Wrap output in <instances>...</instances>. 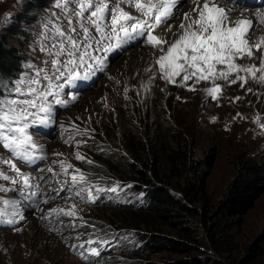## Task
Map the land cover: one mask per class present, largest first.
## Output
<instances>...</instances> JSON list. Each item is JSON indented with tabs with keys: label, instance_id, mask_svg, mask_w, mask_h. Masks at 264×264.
<instances>
[{
	"label": "rangeland",
	"instance_id": "374dc122",
	"mask_svg": "<svg viewBox=\"0 0 264 264\" xmlns=\"http://www.w3.org/2000/svg\"><path fill=\"white\" fill-rule=\"evenodd\" d=\"M251 1L253 3L238 0L240 4L251 6L243 7L250 14L247 11L241 13L239 8L242 7L236 6L234 0H221L220 6L232 8L228 13L232 20L241 18V14L255 19V12L264 9V0ZM193 8L192 1L181 0L174 18L169 21L173 31H179L184 13L196 15ZM126 10L136 15L134 9ZM50 11H55L52 0H0V41L21 56L20 68L22 62L30 59L29 44L34 39L38 22ZM254 28L250 43L264 35V27L259 23H255ZM13 30H19V33ZM163 36L171 39L172 33L168 31ZM253 51L254 59L245 57L237 63L259 65L261 53ZM159 54L157 49L142 42H133L113 52L107 60L106 70L96 74L91 86L65 89L64 98H68L66 94L71 91L78 94V99L66 108L54 105L55 118L50 126L31 130L34 139L45 146L46 158L30 166H18L33 177H47V182L41 183L42 193L55 195L52 190L60 187L57 181L65 179L62 175L53 177L46 171L51 166L59 172V165L53 161L60 160H66L85 173L95 186L94 193L96 187L107 189L117 183L120 187L114 193H100L94 202H88L87 192L81 198L74 194L69 196L67 191L48 204L42 202L45 197L40 195L38 207L21 201L24 220L15 225L21 231L0 225V264H167L178 261L264 264V192L250 210L228 217L229 224L224 229L216 223L214 216L225 190L235 178L236 163L252 160L264 164V129L256 123L258 118L264 123V85L249 79L241 88L240 82L228 85L217 81L223 91L213 100L203 91L212 86L211 82L202 81L195 85V91H189L187 87L161 80L158 65H155L156 78L151 82L150 90L145 92L141 87L148 79L144 69ZM187 83L191 85L193 81ZM126 87L128 98H125ZM248 88L252 91L248 92ZM234 97L241 99L233 102ZM238 113L241 116H237ZM61 125L67 129L63 138ZM74 126L81 131L87 130L88 134L75 135ZM179 130L195 140L190 155L194 173L189 174L194 178L190 179L196 181V178L204 177L206 183L205 197L191 204L193 211L187 214L182 227L165 218L139 213L136 205L143 198V191L139 189L141 182L135 177L137 174L133 177L128 171L132 166L148 170L137 155H143V149L151 146L163 149L167 144L166 137H174ZM69 135L73 138L70 143H65ZM79 141L83 143L77 146ZM76 152L83 154L85 160H77ZM0 154L8 158L2 148ZM89 160L92 163H88ZM158 170L160 182L182 196L184 180L170 174L162 164ZM7 196L19 199L15 193L10 192ZM72 204L77 209L75 220L66 216L51 218V221L40 219L44 213L39 209L45 212L54 207L68 209ZM31 220H35V226ZM60 221H63L62 225ZM70 223L77 227L64 226ZM56 228L59 230H53ZM149 233L185 241L192 248L190 251L173 248L147 251L143 248V237ZM78 235L79 239L76 238ZM89 238L110 243L100 256L90 257L89 262H85L79 255L83 249L74 250L71 245Z\"/></svg>",
	"mask_w": 264,
	"mask_h": 264
},
{
	"label": "snow or ice",
	"instance_id": "6c2138e0",
	"mask_svg": "<svg viewBox=\"0 0 264 264\" xmlns=\"http://www.w3.org/2000/svg\"><path fill=\"white\" fill-rule=\"evenodd\" d=\"M181 0H52V8L42 17L34 31V39L29 44L30 59L22 62L20 70L15 73L0 72V148L8 153V158L0 154V225H7L13 231H21L15 225L24 220L20 210L21 201H28L38 207L37 198L43 195L44 204L55 200L61 192L69 196L83 198L87 192L88 202H94L102 192H116L114 187L93 188L85 173L66 160L53 161L60 171L47 168L53 177L64 176L57 181L55 195L42 193L41 183L47 182L46 176L33 177L22 171L18 165L30 166L37 160L46 158L45 146L33 137L32 129L48 127L54 122V105L67 107L78 99V94L65 89L89 87L98 72L107 68V60L113 52L120 51L133 42H142L159 51L149 67L144 71L148 79L141 85L143 91L150 90L151 82L156 78L154 66L158 65L160 79L169 84L187 87L195 91L196 84L211 82L212 86L203 89L207 96L215 100L222 93L223 86L240 82L244 88L249 79L264 85V35L255 43L249 37L255 30L254 24L264 27V9L255 12V19L244 16L232 20L228 9L221 7V0H192L196 5L193 13H184L179 31H173L169 23L175 16V10ZM236 6L251 7L234 0ZM126 9H134L136 15ZM166 28L172 38L154 34L157 29ZM260 52V63L242 65L237 63L245 57L255 58L254 51ZM177 77H180L177 80ZM193 81L189 85L188 81ZM125 98L128 88H125ZM163 91V89H161ZM248 92L252 89L248 88ZM179 99V97H177ZM232 98V101L240 100ZM241 116V114H237ZM215 121V117L212 118ZM262 129L264 123L256 121ZM62 128L63 132L67 131ZM75 135H87L73 127ZM72 136L64 140L70 143ZM83 141L77 142L79 146ZM62 155V153H56ZM77 160H85L83 154L76 152ZM92 163V161H87ZM69 169H72L70 172ZM43 171V170H42ZM10 185V186H9ZM130 187V185L128 186ZM15 193L19 199L7 196ZM44 213L40 219H58L61 216L77 218L76 205L68 209L54 207ZM82 219V218H81ZM63 224V221H60ZM76 228L75 223L64 225ZM59 230V228L53 229ZM77 239L80 238L78 235ZM68 239V238H65ZM110 242L104 239L87 241L71 247L83 249L79 255L85 262L90 257H98ZM85 244L88 247H85ZM92 245H98L94 247Z\"/></svg>",
	"mask_w": 264,
	"mask_h": 264
},
{
	"label": "trees",
	"instance_id": "16d2710c",
	"mask_svg": "<svg viewBox=\"0 0 264 264\" xmlns=\"http://www.w3.org/2000/svg\"><path fill=\"white\" fill-rule=\"evenodd\" d=\"M19 33V30H13ZM21 56L16 50L8 47L5 42L0 41V72L15 73L20 70ZM176 133V132H175ZM167 138V144L163 149L147 147L143 149V155H137L138 160L147 165V169H138L132 166L128 169L130 174L137 177L142 189V201L136 205L139 213L168 219L182 227L185 217L193 211L191 206L194 202H200L206 195L205 178L191 180L189 174L193 172V162H190V155L195 140L183 130L177 131ZM166 143V142H165ZM161 150V151H160ZM162 164L170 174L182 178L186 185L181 189L182 196L171 191L166 185L160 182L159 165ZM194 173V172H193ZM264 164L248 160L236 163V175L230 182L218 210L214 214L217 217L216 223L221 224V229L228 226V217L235 214L245 213L250 210L255 201L264 192ZM133 203V202H131ZM185 229V227H183ZM189 234V233H187ZM145 239L143 248L147 251H161L165 248H173L178 251H190L191 245L187 242L172 239L166 235L149 233ZM167 264H195L193 262L178 261Z\"/></svg>",
	"mask_w": 264,
	"mask_h": 264
},
{
	"label": "bare ground",
	"instance_id": "6f19581e",
	"mask_svg": "<svg viewBox=\"0 0 264 264\" xmlns=\"http://www.w3.org/2000/svg\"><path fill=\"white\" fill-rule=\"evenodd\" d=\"M190 1H192V0H190ZM202 3V2H201ZM232 4V3H231ZM221 5V4H220ZM194 7H195V4H194ZM221 7H224L225 9H232L231 7H229V5H222ZM239 10L241 11V13H244V14H246V11H247V13L248 14H250V11L249 10H246V8H239ZM232 11V10H231ZM239 11V12H240ZM168 31H167V29L166 28H163V29H157L156 30V32H155V34L156 35H158V36H163V34H166ZM169 34H170V32H169ZM172 38V37H171ZM155 82V81H154ZM21 210V209H20ZM35 220H31V222L33 223L32 225L33 226H35L36 224H35V222H34Z\"/></svg>",
	"mask_w": 264,
	"mask_h": 264
}]
</instances>
